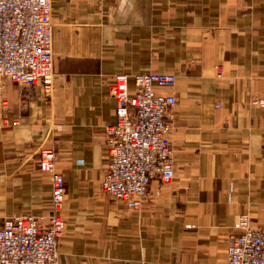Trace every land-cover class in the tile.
<instances>
[{
	"label": "crops",
	"instance_id": "0c3cea01",
	"mask_svg": "<svg viewBox=\"0 0 264 264\" xmlns=\"http://www.w3.org/2000/svg\"><path fill=\"white\" fill-rule=\"evenodd\" d=\"M53 86L0 83V223L47 214L64 177L58 264H225L234 218L264 227V0H51ZM219 71V74L217 73ZM173 73L174 177L139 209L100 189L114 75Z\"/></svg>",
	"mask_w": 264,
	"mask_h": 264
},
{
	"label": "built area",
	"instance_id": "2783aa9c",
	"mask_svg": "<svg viewBox=\"0 0 264 264\" xmlns=\"http://www.w3.org/2000/svg\"><path fill=\"white\" fill-rule=\"evenodd\" d=\"M51 0H0V83L4 79L39 85L46 96L53 86ZM218 75L219 71H217ZM116 74L108 86L114 99L115 122L106 125L107 162L100 189L130 209H139L152 179L174 177L169 134L176 105L173 73ZM251 103L264 110V97ZM38 168L51 174L47 214L23 213L0 223V264H58V244L64 232V177L55 170V151L37 149ZM225 264H264V227L253 226L247 213L235 216L226 239Z\"/></svg>",
	"mask_w": 264,
	"mask_h": 264
}]
</instances>
